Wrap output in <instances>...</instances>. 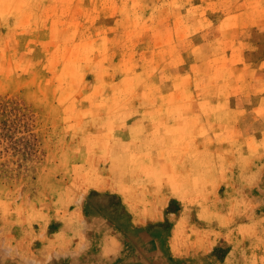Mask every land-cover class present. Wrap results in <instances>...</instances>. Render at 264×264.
Here are the masks:
<instances>
[{
	"label": "rangeland",
	"instance_id": "374dc122",
	"mask_svg": "<svg viewBox=\"0 0 264 264\" xmlns=\"http://www.w3.org/2000/svg\"><path fill=\"white\" fill-rule=\"evenodd\" d=\"M172 127L197 131L198 181L149 167L150 182L130 183L142 171L130 137L148 142V160L163 145L188 159L192 142ZM206 169L224 181L201 182ZM206 189L219 191L213 239L234 242L212 255L245 253L238 237L263 252L264 0H0V264H42L46 245L63 260L62 231L96 254L108 232L92 224L159 222L162 191L204 209Z\"/></svg>",
	"mask_w": 264,
	"mask_h": 264
},
{
	"label": "crops",
	"instance_id": "0c3cea01",
	"mask_svg": "<svg viewBox=\"0 0 264 264\" xmlns=\"http://www.w3.org/2000/svg\"><path fill=\"white\" fill-rule=\"evenodd\" d=\"M166 130H170L174 134L183 133L185 136L188 135L189 141L192 142L188 144V159L185 160L181 157L173 158L174 151L173 153L170 152L169 147L163 145V149L160 150L163 151V156L160 158H152L151 160H148L146 158V155H149V150L151 149L148 148V142H145L147 144L141 142L139 145H135L138 144L135 143L137 138L133 139V137H130L132 138L130 142L131 147L134 150L141 151L142 156L141 162H133V164L140 166V168H142V171H128V175H130L128 177L130 183L136 181L138 183L141 181L150 182V179H140V177L144 175L143 170H149V167H156L161 169L160 173H163L165 175L162 180L166 181L169 180L168 177H171L172 179L180 177L179 179H182V177L185 176H181V167H188L189 169L186 170L189 171L188 176L187 178H183V180L187 182H195L197 180L195 178V169L193 168L196 165V160L194 159V156L197 154L198 148L196 146V141L193 142L191 139L193 136L196 135V129L189 127L188 130H185L186 132H181L179 128L172 127L167 128ZM216 131H220L218 132V134H223L224 132L221 129ZM236 131L237 133H240V130L238 128H236ZM130 133L131 135H133L134 132ZM163 133L164 132H162V134ZM157 150H159V148H157ZM210 150H212V148H210ZM204 151L208 152V150ZM132 152L133 151H129L128 149L127 151H125L124 156L126 157V159H128V161H133V159H131L130 157L136 155L131 154ZM178 155H180L179 152ZM213 161V159L205 157L203 160H200L199 165H204V167L207 168L213 165ZM127 165H129V163H127ZM199 176L201 177L200 181L206 184L224 181V176L222 174L220 175L219 173L212 172L209 173L207 172V169L203 174H200ZM217 191L218 190H215V192ZM215 192H209L208 189L203 191L204 196L201 197H203L205 200V207L204 209H202V207L198 205V203L193 202V200H191L197 198L196 196H193V194L188 196V198H190V202H184L183 204L179 205L176 204L178 208L172 207L175 206V202L172 203V201L180 202V197L178 198L174 195H170V197H167L163 194L162 191L164 200L168 199V201H165L166 209L165 211H162V220L156 223L152 220L153 218L151 217L145 222H137L134 218L129 225H126L124 227L120 226L119 228L118 225L115 223L112 224L104 221L100 223V225L92 224V227L103 226L108 233L106 237H104V243L100 245L101 250L96 254H92L90 256L87 254L88 249H86L84 246L85 242L83 237H70L68 233L63 231L60 232L59 235H56L58 233H55V235L59 236V238L61 239V242L58 245L60 248L59 257L60 259H63L65 261V264H213L214 260H216V262L219 264H244L245 262L252 264L262 263V261H264V251H255V241L248 240L251 242L246 243L244 242L245 239L243 241H239V237L237 242L238 244H244L243 248H247L245 253H242V250L240 249L238 251V254L234 255L233 252L231 254L228 253L220 257H215L214 255H212V252L215 250L214 248L220 245H226V247H231L232 245H234L233 241L227 242V244H223L222 241L224 240V238L218 241L216 239H213L212 237V233L214 232V226L213 224L208 223H212V216H218V206H215L213 203L215 202L214 200L217 194ZM134 209V207L129 206H127L126 208V210H128L130 214H135L137 210ZM133 210L134 212H132ZM139 210L142 213L152 212L151 214H153L154 211L153 208L149 206L142 207ZM207 213H210L209 217H211L210 219L212 220L208 219ZM221 214L223 215V213ZM169 217L174 218L171 219ZM166 219L170 223L164 225ZM183 226H186L187 228V244L191 248L188 253H186V251L181 250V248L183 247V240H181L179 236L185 230H182ZM237 227H240L242 228V230H245V227H250V225L246 223H237ZM194 235L196 236L194 237ZM89 245L86 246L88 247ZM49 246H43L42 255L33 256L34 259L36 261H44L41 262L42 264H58L60 263V261H63L57 259L56 261L58 262L54 263V259H46L45 251L47 248H49ZM125 249L127 250L124 254H122L121 252ZM210 249L211 252H209ZM23 261L24 260H22L21 258H19L18 260L16 259V263H24Z\"/></svg>",
	"mask_w": 264,
	"mask_h": 264
}]
</instances>
